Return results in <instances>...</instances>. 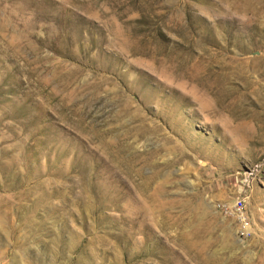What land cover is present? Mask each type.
<instances>
[{
    "label": "rangeland",
    "instance_id": "rangeland-1",
    "mask_svg": "<svg viewBox=\"0 0 264 264\" xmlns=\"http://www.w3.org/2000/svg\"><path fill=\"white\" fill-rule=\"evenodd\" d=\"M0 264H264V0H0Z\"/></svg>",
    "mask_w": 264,
    "mask_h": 264
},
{
    "label": "built area",
    "instance_id": "built-area-1",
    "mask_svg": "<svg viewBox=\"0 0 264 264\" xmlns=\"http://www.w3.org/2000/svg\"><path fill=\"white\" fill-rule=\"evenodd\" d=\"M244 206L245 203L243 200H238V202L235 203L234 208L237 211L238 217L241 220V222L245 225H243L240 229L241 232L245 235V231H246V224H247V217L245 215L244 212Z\"/></svg>",
    "mask_w": 264,
    "mask_h": 264
}]
</instances>
